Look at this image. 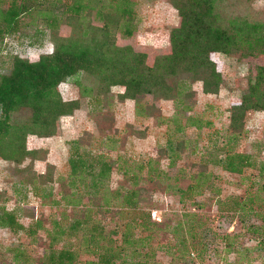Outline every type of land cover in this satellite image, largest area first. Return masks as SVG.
Listing matches in <instances>:
<instances>
[{
    "label": "rangeland",
    "instance_id": "1",
    "mask_svg": "<svg viewBox=\"0 0 264 264\" xmlns=\"http://www.w3.org/2000/svg\"><path fill=\"white\" fill-rule=\"evenodd\" d=\"M13 1L23 11L0 35V73L9 71L13 54L50 52L54 32L87 33L123 5L132 38L120 15L108 22L112 31L156 53L168 46L179 18L170 0H0V8ZM215 2L221 22L235 14L264 21V0ZM216 57L217 92H203L202 81L189 74L168 78L174 87L183 84V101L120 99V84L98 93L96 79L83 71L60 82L62 97L77 98L79 108L60 116L59 134L38 142L27 136V147L39 150L27 170L18 167L29 157L0 166V212L12 211L22 225L0 224V264H50V252L62 248L74 251L70 264H264V110L248 109L238 132L228 127L230 105L261 57ZM74 150L92 170L104 161L110 172L101 180L72 176ZM234 153L248 156L240 171L228 169ZM33 165L37 172L50 168L51 178L39 179ZM132 190L140 196L130 206L123 195Z\"/></svg>",
    "mask_w": 264,
    "mask_h": 264
},
{
    "label": "trees",
    "instance_id": "2",
    "mask_svg": "<svg viewBox=\"0 0 264 264\" xmlns=\"http://www.w3.org/2000/svg\"><path fill=\"white\" fill-rule=\"evenodd\" d=\"M170 1L179 18L169 31L168 46L160 53L142 46L136 48L127 41L126 35L112 31L108 22H117L120 15L126 19L125 31L132 38V25L127 21L130 9L123 5L114 15H106L103 23H92L87 33L72 27L69 31L54 32L50 52L39 53L34 58L13 54L9 71L0 73V158L17 166L29 157V163L18 168L27 170L31 166L39 150L27 147V135L59 134L60 116L72 114L79 108V100L64 99L58 85L79 71L96 79L98 93H107L111 85L120 84L124 86L118 94L120 99L148 100L149 96L167 99L187 94L183 84L174 87L168 82L169 77L183 73L201 80L203 92H217L222 74L216 52L237 58L257 56L261 61L249 65L246 91L230 105L228 127L238 132L248 109L264 110V21L235 14L221 22L215 0ZM21 10L23 5L16 1L0 8V24H3L0 35L12 31ZM21 111V119L16 118L15 113ZM247 157L244 153H234L227 161L228 169L240 171ZM68 161L72 176L86 172L101 180L111 170V165L104 161L98 170H92L85 157L75 150ZM47 167L53 164L47 163ZM47 167L35 175L50 179L51 171ZM28 178L31 181L35 176ZM138 196L137 190L124 193L123 202L136 205ZM0 224L12 229L22 227L15 213L5 209L0 212ZM74 258V251L69 248L51 251L48 255L50 264H70ZM109 260L105 256L104 261Z\"/></svg>",
    "mask_w": 264,
    "mask_h": 264
},
{
    "label": "crops",
    "instance_id": "3",
    "mask_svg": "<svg viewBox=\"0 0 264 264\" xmlns=\"http://www.w3.org/2000/svg\"><path fill=\"white\" fill-rule=\"evenodd\" d=\"M28 135H35V136H33L32 138H33V141H39L40 139H42V138H45L44 136H37L36 134H28ZM27 135V136H28ZM53 136H55V135H53ZM48 137H52V136H48ZM34 146V144H32V147ZM38 161H40L41 162V160H38ZM9 162H11V161H8V160H6V159H3V158H0V166H4L5 164H6V166L8 165V163ZM13 164V163H12ZM23 166H24V164H23ZM33 169H34V165H33ZM36 172H37V170L36 169H34Z\"/></svg>",
    "mask_w": 264,
    "mask_h": 264
}]
</instances>
